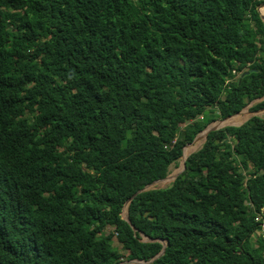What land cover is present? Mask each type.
Returning <instances> with one entry per match:
<instances>
[{"label": "trees", "instance_id": "trees-1", "mask_svg": "<svg viewBox=\"0 0 264 264\" xmlns=\"http://www.w3.org/2000/svg\"><path fill=\"white\" fill-rule=\"evenodd\" d=\"M262 4L0 0V264H264Z\"/></svg>", "mask_w": 264, "mask_h": 264}, {"label": "rangeland", "instance_id": "rangeland-1", "mask_svg": "<svg viewBox=\"0 0 264 264\" xmlns=\"http://www.w3.org/2000/svg\"><path fill=\"white\" fill-rule=\"evenodd\" d=\"M259 101L255 102V103H252L251 105L245 107L239 114L235 115L233 118H236V117H240V119L238 120L237 123H234V122H229V123H225L226 121H229V120H232L233 118H229L227 120H222L220 118H216L217 120L212 123L210 125V127H218L219 129H222V128H225V127H228V126H241L242 124H244L245 122H247L248 120H250L251 118L255 117V116H262L264 117V110L263 111H258V112H253L252 110V107L258 103ZM217 115V113H216ZM190 123L189 122H186V123H182L181 124V129L183 130L185 127H187ZM206 131H203L201 134H199L197 136V139L191 143V144H188L185 149H184V157L178 161L177 164H174L171 166L170 168V173L168 175V177L162 181H158L156 182L154 185H152L151 187V190L153 189H165V188H168L169 186H171L176 177L179 176L182 171L184 170V162H185V152L186 150L190 149L192 146H195L196 145V142L198 141L199 137L205 132L206 134ZM206 142V139L204 141V143L200 146V147H197L194 152H192L190 155H192L193 153L199 151L203 145L205 144ZM126 208V207H125ZM128 211V209H127ZM127 216V213H126V210L124 209L123 211V217H126ZM263 235H264V232H263ZM105 237L108 241H110L115 247L119 248L121 251L122 250V245L118 242V238H117V234H116V231L114 228L112 227H108L105 231ZM144 239L147 241V238L144 237ZM124 254H126L124 252Z\"/></svg>", "mask_w": 264, "mask_h": 264}, {"label": "water", "instance_id": "water-1", "mask_svg": "<svg viewBox=\"0 0 264 264\" xmlns=\"http://www.w3.org/2000/svg\"><path fill=\"white\" fill-rule=\"evenodd\" d=\"M264 7V4H262L259 8H258V11H259V13H260V16H261V18H262V20H263V22H264V17H263V15L261 14V8H263ZM246 74H248V73H246ZM264 100V98L262 99V100H260V101H263ZM232 118V117H231ZM227 120V119H226ZM207 131H206V140H207V137H208V135H209V133L210 132H213V131H217V130H220L218 127H208L207 129H206ZM196 139H197V137H196ZM195 139V140H196ZM194 140V141H195ZM183 157H184V155H183ZM188 159V158H187ZM187 159H185V162H184V170H185V166H186V161H187ZM184 170L182 171V173L184 172ZM178 178V176L176 177V179ZM175 179V180H176ZM156 183V182H155ZM155 183H153V184H151V185H149V186H147L145 189H143L142 191H140L139 193H142V192H145V191H149V190H151V187H152V185H154ZM129 204H130V201H129V203L126 205V206H129ZM124 219L126 220V221H128V222H130V218H129V214H128V211H127V216L126 217H124ZM151 241V240H150ZM165 249H166V247H165ZM165 249L163 250V252H162V254L165 252ZM161 254V255H162ZM160 255V256H161ZM131 263H133V264H144L143 262H131Z\"/></svg>", "mask_w": 264, "mask_h": 264}, {"label": "bare ground", "instance_id": "bare-ground-1", "mask_svg": "<svg viewBox=\"0 0 264 264\" xmlns=\"http://www.w3.org/2000/svg\"><path fill=\"white\" fill-rule=\"evenodd\" d=\"M261 14H262L263 17H264V7L261 8ZM232 118H233V117H232ZM239 119H240V117L238 116V117H236V118H233L232 120L226 121L225 123H229V122L237 123ZM205 138H206V134H205V132H204V133L199 137L198 141L196 142V145H195V146H192L190 149L186 150V152H185V159H187V158L190 156V154H191L192 152H194V150H195L197 147H200V146L204 143ZM126 213H127V209H126Z\"/></svg>", "mask_w": 264, "mask_h": 264}, {"label": "built area", "instance_id": "built-area-1", "mask_svg": "<svg viewBox=\"0 0 264 264\" xmlns=\"http://www.w3.org/2000/svg\"><path fill=\"white\" fill-rule=\"evenodd\" d=\"M263 228H264V226H263ZM263 232H264V229H263Z\"/></svg>", "mask_w": 264, "mask_h": 264}]
</instances>
